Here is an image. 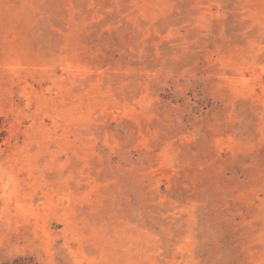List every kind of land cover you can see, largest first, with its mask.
I'll list each match as a JSON object with an SVG mask.
<instances>
[{
  "label": "rangeland",
  "instance_id": "rangeland-1",
  "mask_svg": "<svg viewBox=\"0 0 264 264\" xmlns=\"http://www.w3.org/2000/svg\"><path fill=\"white\" fill-rule=\"evenodd\" d=\"M0 264H264V0H0Z\"/></svg>",
  "mask_w": 264,
  "mask_h": 264
}]
</instances>
